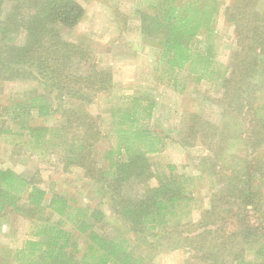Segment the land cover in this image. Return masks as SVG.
<instances>
[{
    "label": "trees",
    "instance_id": "obj_1",
    "mask_svg": "<svg viewBox=\"0 0 264 264\" xmlns=\"http://www.w3.org/2000/svg\"><path fill=\"white\" fill-rule=\"evenodd\" d=\"M220 8L221 0H135L134 8L143 41L156 52L160 79L170 75L175 80L182 73L186 82H211L221 88L224 103L238 107L234 113L222 111L213 128L206 118L192 115L183 132L186 144L208 145L202 161L223 180L199 217H192L195 194L189 180L176 175L174 164L161 174L151 161V154L166 145L165 136L150 124L154 100L123 94L122 102L112 104L116 143L100 155L102 160L99 118L65 106L70 95L111 94L115 88L113 70L100 66L93 49L71 36L85 16L76 0H0V95L8 81L35 79L45 85L42 91L10 94L9 102L0 105V137L27 136L35 147L58 153L65 170L82 167L102 203L112 201L142 243L156 237L160 247L159 233L169 227L195 264H264V11L249 0L227 7L239 50L229 72L215 58ZM56 113L64 121L48 124ZM229 141L239 146L234 154L241 157L219 151ZM221 157L230 160L223 167ZM154 178L158 182L151 186ZM41 181L39 171L27 176L0 167V224L10 213L31 220L30 236L19 244L0 241L1 264H150L149 254L135 253L128 237L105 234L104 209L74 205L60 192L48 196ZM131 182L143 185V191L127 196ZM248 254L253 256L247 261Z\"/></svg>",
    "mask_w": 264,
    "mask_h": 264
},
{
    "label": "rangeland",
    "instance_id": "obj_2",
    "mask_svg": "<svg viewBox=\"0 0 264 264\" xmlns=\"http://www.w3.org/2000/svg\"><path fill=\"white\" fill-rule=\"evenodd\" d=\"M76 1L85 9V16L71 32V36L93 49L100 66L113 70L115 88L111 94L108 92L94 95L86 91L83 97L70 95L65 102L63 101L65 106L86 109L99 118L103 136L98 147L102 160L105 151L116 143L112 135V104L122 102L123 94L154 100L155 110L150 124L153 130L165 136L166 145L160 152L151 154V161L158 173H165L167 164H174L177 167L176 175H184L189 180L188 189L195 194L192 204L196 210L192 217L193 219L199 217L201 209L208 207V196L218 190L220 181L223 180L219 175L211 171L210 173L208 171L210 169H207L205 162L202 161V156L209 152L208 145L197 141L195 144L198 145L191 146L190 142L186 144L184 141L187 134L184 135L183 132L190 125L192 115L206 118L213 128L219 124L222 111L232 110L234 113L238 110L237 105L224 103L221 88L211 82H186L182 73L177 74L175 80L170 75L169 79L168 76L160 79L162 70L161 68L157 70L156 52L143 41L140 32L141 20L134 11L135 0ZM249 1L257 11H264V0ZM233 2L234 0H221L220 12L214 24L217 32L215 58L228 66L229 72L236 64V53L239 51L236 44V26L227 11V7ZM23 40L24 36L21 34L19 42ZM260 78L261 75L258 74L254 81L257 82ZM185 85L183 91H180ZM44 88L45 85L35 79L5 82L3 93L0 95V105L9 102L10 94L35 89L42 91ZM116 96L118 98H115ZM56 104L59 105L60 102L57 100ZM63 121L64 116L56 113L47 123L58 125ZM35 123L43 121L36 119ZM231 144L229 141L228 147L224 145L219 151L226 154L224 156L234 154L239 146L234 147ZM242 155L238 153L236 156L234 154V157ZM226 161L230 160L225 157L218 159L222 167ZM240 165L239 159L235 161V171ZM0 167H12L27 176L39 171L42 179L40 185L47 190L48 196L53 192H60L74 205L104 209L107 213L106 225L103 228L105 234L110 237L118 235L128 237L135 253L147 256L149 254L150 264H195L191 259V251L179 246L174 228L168 227L159 233L162 245L158 248L157 242L154 241L156 237H150L147 243L137 240L134 237L137 235L133 233L129 223L114 211L112 201L106 199L107 203H102L103 199L97 192L96 184L86 177L82 167L72 166L65 170L59 161L58 153H50V149L46 147H35L27 136L13 134L0 137ZM157 182L158 179L154 178L150 185L154 186ZM143 189V185L131 182L126 185L125 193L127 196L135 195ZM30 232V219L10 213L0 224V241L16 246L23 238L29 237ZM252 256L248 254L247 261L252 259Z\"/></svg>",
    "mask_w": 264,
    "mask_h": 264
}]
</instances>
